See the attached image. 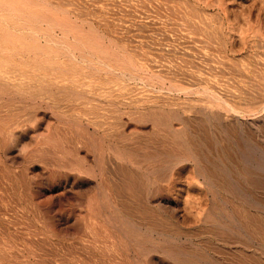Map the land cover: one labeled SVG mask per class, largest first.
I'll return each instance as SVG.
<instances>
[{
  "label": "bare ground",
  "instance_id": "6f19581e",
  "mask_svg": "<svg viewBox=\"0 0 264 264\" xmlns=\"http://www.w3.org/2000/svg\"><path fill=\"white\" fill-rule=\"evenodd\" d=\"M7 1L0 0V4H5L6 2L7 4L16 6L18 9L21 6H26V0ZM41 3L48 5L46 2ZM25 6L21 9L22 11L23 8L25 9L23 13L27 14V11L28 14L31 13L34 17L36 14L38 16L41 15L39 12L33 11V8L31 10L33 12H31ZM21 10L19 11L22 12ZM42 13L48 17V14ZM7 16L10 17V15ZM46 17L42 19L49 22V19H46ZM3 18L5 20V16ZM13 18L14 21L15 16ZM39 18L36 16V19L40 20ZM50 23L53 24V22ZM32 27L34 31L36 26ZM3 30L5 28L0 26V31ZM36 30L34 34L33 31L31 32L34 36H36ZM9 31L7 34H9ZM49 40L44 45L41 43H31L32 47L28 51L33 53L31 55L33 58H30L31 62L28 65L31 68L32 76L29 75L28 70L26 72L29 74L26 72L22 73V71L21 73L13 74L16 71L20 72V69L22 70V64L15 62V57H17L15 54L22 55L23 51L20 53L21 48H17L15 44L13 46V43L0 44V51H2V53L0 52L2 54L0 55V93L2 96H0L5 99L7 98L9 101H14L11 112L14 110L16 112V109L18 110L17 114H10L11 116H8L7 120L4 119L7 117V114L6 116L2 115L1 117L4 116V118L1 121H8L5 124L10 131L21 128L19 131H23V136L31 138L34 141L33 146L36 144L34 147L31 145L33 149L31 147L30 159L25 158L26 164L29 163V160L33 159L34 161L39 160L40 163H48L47 165L50 166V159L53 158L50 154H54V150L51 148L53 151L49 150L50 152H48V149L57 146L55 150H59L60 147L59 143L56 144L57 141L53 136L60 130L64 132L66 130L65 127L68 125L71 128L73 126L79 128L78 125H82L86 127H84L86 130L93 129V133L101 134L102 136H99L102 138L98 136L99 143L97 141L98 144L96 145L100 157L104 156V150L107 149L103 144L104 140L113 139V144L109 145L111 154H109L110 164L106 161L110 168L107 166V171L104 167H101L100 172L95 174L91 172V175L94 177L99 175L96 183L98 190L93 189L94 194V191H96V196L92 193V197L90 195L92 199L90 201L86 199L89 201V203H86L88 204L87 207L85 208V204L83 211L82 209L80 210V207V212L74 214L73 221L68 217L71 214L70 211L69 214L67 213L68 215L63 214V212L62 214L59 213L61 217L59 215L60 219L58 221L63 222L66 232L57 227V222L49 220L50 222L46 224V227L51 236L59 238L65 232V236L76 237L83 244L81 245L83 248L96 252L95 255H101L102 259L101 257L97 258L99 264H264V43H163L164 45L160 43L163 45H161L162 47L167 46L166 48L164 47L166 53H162L165 51L160 52L158 50L161 61H158L160 58L156 52V59L157 57L159 59H155L156 62L154 64L151 62L152 58L151 61H149V58L145 63L143 61V64H139L134 58L135 56H132L130 50L125 46L126 49L118 47L116 52L114 51L115 49H112V46L103 43H66L65 39V41L62 39L64 43L62 41V43H58L60 41H56L57 43H55L53 39ZM20 44L31 46L28 43ZM160 44L158 43L156 49L160 47ZM149 47L153 48L154 46L150 45ZM162 47L159 49L162 50ZM30 52L26 54L29 56ZM145 52L147 53V51ZM21 58L23 59V57ZM21 58L19 59L21 60ZM102 73L112 75L107 76ZM111 82H114L117 86L118 93H115L111 89L112 85V87L109 85V89L105 86ZM131 83L148 86V88L143 86L145 89L138 92L143 95L144 90L145 92L146 89L150 90L149 87H151L152 91L161 93L156 95L157 93L154 92L153 96H151L152 92L150 91L149 95L151 94V97L136 96L137 91L135 94L129 92V90L127 91ZM97 86L99 90H94ZM132 90L134 89L132 88ZM5 99L1 101L4 102ZM7 99L4 103L2 102V108L4 105L7 107ZM25 100L32 101V105H28L32 109L27 114L21 113L24 112V108L27 106V103H24ZM17 101L18 103L20 102L19 105H17ZM2 108L0 109V114H3L4 109L2 111ZM6 109L8 113L9 109ZM40 111H43V115ZM67 111L74 112H69V114ZM45 114L50 115L57 122L49 121L47 123L48 132L37 134L36 130L46 120ZM13 116L15 117L12 118ZM62 124L64 126L65 124L67 125L64 127ZM74 124L78 125L75 126ZM128 125L130 127L131 125L134 126V130L131 133H128L125 129ZM26 126L31 127L33 130L35 129V132L32 133ZM131 128L129 129L131 130ZM77 129L76 131L80 130ZM147 130L151 131H148V133ZM6 132V128L0 127V134L6 135ZM92 132L90 133L93 134ZM10 134L12 135V132ZM1 136L3 141V135ZM6 138H8L7 135ZM77 138L79 139V137ZM89 139L91 140L90 137ZM69 140L71 141V138ZM5 141L4 136V142L2 144L0 142L1 146ZM70 141L68 142L69 144L71 143ZM94 141H90L91 145ZM76 142L78 141L76 140ZM81 142L84 144L83 141ZM9 143L11 144V141ZM53 143L54 145H52ZM73 143L70 146L74 148ZM94 143L96 144V141ZM111 143L109 142V144ZM47 144L52 146L49 145L47 149ZM21 145L24 147L23 143ZM106 145L108 146L107 143ZM135 145L138 147H134ZM93 146L95 149L96 146L94 144ZM81 149L83 150V148ZM98 152L96 153L97 155ZM48 153H50V159L47 158ZM59 153H57L58 156ZM26 154L23 153V156H27ZM134 154L142 155L144 160L135 157ZM61 156L65 155H60V159ZM66 157L68 156L66 155ZM106 157L108 158V155ZM62 160H60V163ZM25 162L22 161L20 164L24 166ZM65 163L66 166L69 164ZM53 164L55 163L52 162L51 165ZM36 165L41 167V164L37 163ZM69 166L70 169L79 168L78 164L76 162L73 163V161L70 162ZM160 167L161 171H163L162 167H165L166 170L159 173L157 168L160 169ZM51 168L49 167L47 170L51 171L52 179L53 176L54 178L59 177L57 183L61 187L55 188L56 190L54 189L58 191L53 192L54 190L52 191V189L56 186H49L50 183L44 187L45 183L38 181L39 179L34 183L36 186L33 185L35 187L32 188L37 189V194L38 190H41L40 192L48 191L51 198L58 196V199L55 198L58 201H62L64 198L59 200V197L69 192L68 185L62 178L68 174L59 172L58 167V171L55 170L56 168L53 170ZM143 168L145 170H140ZM26 169L25 167V174ZM84 171L82 173L85 175ZM50 173L46 174V176H49ZM51 177L50 181H52ZM73 177H75V182L72 186L75 183H79L78 180H83L84 178L80 172L79 175L73 174ZM107 179L108 181L111 179L115 186V191H112V187V189L110 188L114 192L113 194H115V196L112 194L114 196V198L112 197L113 200L109 197L108 189L106 190V187L108 188L109 186V183L105 182ZM32 180L35 179L33 178ZM30 181L28 180L29 183ZM111 181L109 182L111 183ZM54 183L56 184V182ZM29 185L31 186L32 184ZM88 186L84 188H88ZM89 187H92V185ZM80 188L77 189L80 191ZM30 189L29 193L31 191L32 196L34 193V197L36 198V192ZM77 191L76 193L79 194ZM123 191L126 194H123ZM25 194L27 195L28 192ZM71 194L73 195L74 192H71ZM208 194L212 196L211 199L213 201L211 210H207L206 208L208 202L205 204L206 207L203 205ZM124 197L129 202L137 203H134L135 206H139L136 208H141L144 212L142 214L145 216L146 214H150V217L147 216L135 220L128 219V216L126 217L122 212V209L129 208L127 204L129 202L125 203L124 199H122ZM27 198V200L30 199L29 197ZM83 198H86V196ZM83 198H79V200H83ZM45 199L47 198L45 197ZM71 199L73 200V198ZM48 200L51 199H47L46 203ZM72 200H70L71 203H74ZM53 203L55 204V199ZM49 205L51 206V204ZM80 205L81 202L79 201ZM129 205L130 207L133 206L132 203ZM54 208L51 207V209ZM157 208L166 211V216L167 212L172 213L177 224L180 222L179 216L181 217V215H179V212L181 213V211L179 210L181 208H183L184 214L182 215L184 217H188V219L189 217L194 218L208 224L209 228L208 226L204 227L205 229L208 228L207 232L205 231L208 238L205 237L206 241L203 238L205 245L200 248L201 246L197 247L184 242L178 243L176 237L174 238L175 235H178V232L175 231L176 233L173 236L172 232L166 231L168 226L169 228L172 226L169 223L175 221H168L166 229H163V222L165 221L164 224L166 225L165 219L168 220L169 218H166V216H161L159 219L154 218L155 215L159 214V211L156 212ZM58 209L57 211L55 210L57 213ZM139 211H136V213H141ZM132 213L134 212L132 211ZM55 215L53 214L54 219ZM151 215H153V218H151ZM43 216L45 219L44 214ZM136 216L140 215L137 214ZM161 220L164 221L161 222ZM177 224L175 227L178 226ZM181 227L183 229V226L180 225ZM190 231L193 233L192 230ZM38 234L35 237H42L43 239V236H38ZM195 234L196 232H194L193 236ZM65 236L63 238L60 237L64 242H66L64 240ZM32 237L28 238L31 239ZM35 237L32 240H35ZM71 238L67 239L68 242ZM61 240L59 243H61ZM44 241H47V239ZM74 242L77 243L76 240ZM42 245L45 247L44 243ZM26 247L28 248L29 245ZM63 247L68 249L66 244ZM77 247H74V251H76ZM70 248L72 249V247ZM47 249V252L45 249L42 252L50 253ZM29 250L31 249L29 248ZM31 252L35 254L34 250H31ZM64 252L62 251L61 254H66ZM88 252L90 253V251ZM90 255L93 256L92 252ZM37 256L34 255V257ZM75 256L77 257V255ZM65 258L68 260V256ZM88 258L92 260L93 257ZM49 259L51 258L49 257ZM77 259L81 258L78 257ZM82 259L84 260V258ZM42 261L46 262V260ZM78 261L80 262V260ZM93 263L95 264L96 261ZM53 264H55V260Z\"/></svg>",
  "mask_w": 264,
  "mask_h": 264
},
{
  "label": "rangeland",
  "instance_id": "374dc122",
  "mask_svg": "<svg viewBox=\"0 0 264 264\" xmlns=\"http://www.w3.org/2000/svg\"><path fill=\"white\" fill-rule=\"evenodd\" d=\"M35 2H37L38 5L35 4ZM35 2H34V0H26V2H25L26 6L25 5L24 6H25V8L27 7V9L29 8L30 11L33 8V11L39 12L41 14V15H39L40 18L38 16V14H36V16L40 20L42 18L44 19L46 17L42 13V12H45L46 15L48 14V17H46V19H49V22L46 20H43V19L40 22V20L36 19V16L34 17V15L31 13L28 14L27 11H26L27 14L23 13V12H25L24 11L25 9L23 8V11L21 9L24 6L20 5L21 8L18 9L16 6L11 5L9 3L7 4L6 2H5V4L4 3H1L2 5L0 4V21H1L0 26L5 28V30L0 31L1 32L0 44L1 43H3V44L4 43H13V46L16 45L17 48H21L20 53H22V51H23L22 55L18 54V53L15 54L17 56V57H15L16 58L15 62H17V64H22V66H23V67H21L22 70L20 69V72L16 71L13 74L21 73V71L23 73V72H26L28 70L30 74L27 72L26 73L31 75L32 71L30 70L31 68L28 65V63L31 62L30 60L33 58V56H31L33 53L28 51L29 48L32 47L31 43H39V44L41 43L42 45H44L45 43H48L50 41L49 39H53V41H55V43H57L58 41H60L58 43H62V42L64 43L65 40H66L65 41L66 43H103L105 45L108 44V45L112 46V49H115L114 51H116V49L118 47L120 49H122L125 46L126 48H128V50H130V52L132 53L131 55L135 56L134 58L137 60V62H139V64H141L143 61H144L143 63H145V61L149 58H150L149 61H151V58H152V61H151L152 64H154L156 62V60H158L159 58L160 59L158 61H161V56L159 54L162 51H165L162 53H166L165 48L167 46L166 47L164 46L165 48L162 47L166 43H264V0H44V1L43 0L42 1L36 0ZM41 2H46L48 5H46L45 3L42 4ZM39 3L42 4V6H40ZM11 6H12V11H11ZM13 7H15L17 9H15ZM19 10H21L22 12H20ZM33 11H31V12H33ZM20 13H21V15H20ZM7 15H10L11 18ZM30 15H32V16H30ZM3 16H5L6 21L4 20ZM13 16H15L14 21H13V19H14ZM6 17L8 18L9 21L7 20ZM20 17L23 19H21ZM10 19H11V22H10ZM19 20H20V22H19ZM190 20H192V21L190 22ZM50 22H53V24H51ZM32 26H34V27L36 26L35 30L37 28V30H36L37 32L35 33L36 36L33 35L35 30L33 31ZM9 29H10V31H9ZM8 31H9L10 35L7 34ZM32 31H33V34L31 33ZM62 39L63 40L65 39V40L63 41ZM20 43H28L31 46L21 45ZM158 43L159 44L164 43L163 45L160 44V47H159L160 49L162 47L164 50L163 49L160 50L159 48L156 49V47L158 46ZM149 44L152 45V47L153 46L154 47L153 48L149 47L150 46ZM19 45H20V47H19ZM148 50H149V52H148ZM150 50L152 52L151 54H150ZM145 51H147V53ZM0 52L2 53V51H0ZM27 52L28 53L30 52V54H29L30 57L28 56V54H26ZM155 53L158 55L159 58L157 57V59H156L157 55H155ZM0 55H2V54H0ZM152 56H154L155 58ZM21 57H23V59H25V60H23ZM19 58H21V60ZM26 59H27V61H26ZM102 74L107 75V76L112 75V74L108 75L105 73H102ZM102 81H104V80H102ZM111 83H108L105 86L109 89L110 86L112 85L113 87L111 86L112 87L111 89H113L115 93H118L119 90L116 89L117 86L115 85V83L114 82H111ZM130 85H132V86H130ZM130 85L128 87H130L131 89L129 88V89H127V91L129 90V92H132L134 94L137 91L135 94L136 96H139V95L140 96H150L151 94H152L151 96H153L154 92L157 93L154 90L152 91L151 87H149L150 90L148 91V89H146V92L144 90V95H143V94L138 93V92H140L141 90H143L145 88H148V86L146 87L143 84L141 85V84H135V83H131ZM143 86H145V88H143ZM132 88L134 90H132ZM97 89H98V86L94 90H97ZM149 92L151 93L150 95H149ZM137 93H138V95H137ZM160 93L158 92L156 95H159ZM0 95L2 96L1 93H0ZM156 95L154 94V96H156ZM1 96H0V99L2 98ZM2 99H5V98L3 97ZM6 99L4 100V102L6 101ZM1 100H0V109L2 108L1 105H3V103H4ZM8 101L9 100L7 99V102H6L7 107H5V105H4V107L2 108V111L4 109V111L2 112L3 114H0V117L2 115L6 116V114H7V117L4 118V116H3L0 118V122H1L0 127H3L4 129L6 128V130H7L6 135L8 138L10 137L8 139V138H6L5 134H0L1 144L4 142V136L6 139V141H5L6 144L5 143L3 144L4 147H3V145L1 146V144H0V148H1L0 149V157L2 156L1 157L2 160L0 158V178H1L0 179V264H19L20 262H21L20 264H40V263L41 264H53L54 260H55V264H64V263H66V264H78V263L82 264L83 263L84 264L86 262H88L86 264H92L95 261H96L95 264H97V263L99 264V262H97V260L99 259V257H101V255H95L96 252H93L91 250H87L86 248H83L81 246L83 244L80 242V240H77L76 237L71 238L70 235H69L70 237L68 235L65 236L66 227L63 224V222H61V221L59 222L58 220L60 219V217H61L60 214H62V212H63V214L65 213V215H68L71 212V214L68 215V217L70 220L73 221L74 214L80 212L79 208L81 207L80 210L82 209V211H83L87 207L88 204H86V203H89L90 199H92L91 194L93 193V189L98 190V187H97L98 185L96 186V183H97V178L99 175H97V177H94L91 175V172H93V174L98 173V172H100L101 167H104L105 170L108 171V167L110 168V166H108V164H110L109 159H110V155H111L109 145L113 144V139H109V140L106 139V141L104 140L103 144H104L105 148H107V149L104 150L105 151L104 152L105 154H103L104 156L100 157L96 145L99 143L97 138L99 135L102 136L101 134L96 133V132L93 133L92 132L93 129L92 130H86V129H84L85 126L83 127L82 125L80 126L78 124L77 125L79 126V128L74 127V126L71 128V127H69V125L66 126L67 124H65V126H66L65 127L63 125L64 123L62 122L63 123L62 125L69 132L68 131L66 132V130L64 132H63V130L62 131L60 130L59 132H57L58 135L60 136L59 137L56 133V135L58 136L59 139L54 134L53 137H55V139L57 141L56 144L59 143V146H60L59 150H55V149H57V146H53L55 148L50 147L48 149L50 144L46 145L48 152H50V151L52 152L54 150L53 151L54 154L48 153V155H47V158H49V159H50V155H51V157H53L50 159L51 160V162L49 163L50 166L47 165L48 163L47 164L43 163V162L40 163L39 160L34 161L33 159L29 160V163L26 164L25 158L30 159V157H29V154L31 153L30 151H32L33 147L36 146V144L33 146L34 141L31 138L23 136V131H21V130L19 131V129H21V128H19L18 130L15 129L16 131L15 130L10 131L9 129H7L5 123H7L8 121L7 122H4V121L7 120L8 116L10 117L13 113L17 114V111H18L16 109V112H15V110L11 112V110H12L11 108L14 104V101L12 100L13 101L12 105H11L12 101L11 100H10L11 102L10 101L8 102ZM17 103H18V101H17ZM19 103L17 105H19ZM24 103H27V106L24 108L25 113L21 112V111L20 112L23 114H27V113H29V110L32 109V108H29V106L32 105V101L31 100H25ZM15 104H16V102H15ZM6 108L9 109L10 113H9V111L7 113ZM69 112L71 113L72 111H67V113H69ZM0 113H1V111H0ZM40 113L43 115V111H40ZM45 116H46L45 122L42 123L41 124L42 126H39L38 129L36 130L37 134H40L42 132H43L42 134H45L46 132H48L47 131V123L49 121L54 122V123L57 122L56 119H54L50 115L45 114ZM14 117L15 116H13L12 118H14ZM3 118L5 120H3V122H2L1 120ZM47 118H49V119L47 120ZM2 123H4V124H2ZM4 125H5V127H4ZM28 125H31V124H28ZM77 125H75V126H77ZM128 126H126L125 129H126V131H128V133H131L134 130L133 129L134 126L131 125V127L133 126L132 128L130 127V125H128ZM82 127H83V129H82ZM27 128L32 133L35 132V129L33 130L31 127H27ZM129 128H131V130ZM76 129L77 130L80 129V130L76 131ZM148 129H150V127H148ZM9 131L12 132V135L10 134ZM148 131L149 130H147V132ZM80 132H82V133H80ZM90 132H92L93 134H91ZM60 133H62L63 135ZM70 133H71V135H70ZM72 133H74L75 135ZM84 134H85V136H84ZM1 135H3V141H2ZM86 135H88V136H86ZM63 136H65V137H63ZM17 137H18V139H17ZM67 137H69V138H67ZM77 137H79V139ZM89 137L91 138V140L89 139ZM146 137H148V136H146ZM64 138L68 141L66 142V140ZM70 138H71V141L69 140ZM73 138H75V139L77 138L76 139L78 141V142H76L77 144L75 143L76 140L74 139L75 140L74 141ZM86 138H88V139H86ZM92 138H93V140H92ZM100 138H102V137H100ZM62 139L65 142V146H64V142ZM94 139L96 141V144L94 143L95 142ZM7 140L9 142L11 141V144ZM89 140L94 141V142H92V145H91V142ZM30 141L31 142L33 141V142L31 143ZM69 141L71 142L70 143L71 145H72V142H74L73 143L74 148H73V146L72 147L70 146V144L68 143ZM81 141H83L84 144H82ZM85 141H86V143H85ZM97 141H98V143H97ZM27 142H29L30 144ZM105 142L108 144V146L106 145ZM109 142H112V143L109 144ZM22 143H23L24 147H22V145H21ZM88 143H89V145H88ZM114 143H115V141H114ZM131 143H133V142H131ZM24 144H26V145H24ZM93 144L96 146L95 149H94ZM6 145L9 148L5 147ZM52 145H54V143ZM52 145H50V146H52ZM66 145L68 148L66 147ZM26 147H28V148L26 149ZM31 147H32V149H31ZM134 147H138V146L135 145ZM51 148L53 150H51ZM81 148H83V150ZM29 149H31V150H29ZM88 149H90V150H88ZM24 150H25V152H23ZM26 150H28V151H26ZM73 150H74V152H73ZM7 151H9V152H7ZM18 151H19V153H17ZM57 151H59L61 153H59ZM97 152H98V155L96 154ZM23 153H25V154L27 153L26 154L27 156H25V155L23 156ZM57 153H59V156ZM81 153H82V155H81ZM18 155H19V157H18ZM60 155H65V156H61V159H60ZM66 155L68 157H66ZM107 155H108V158L106 157ZM134 155H135V157H138V158L144 160V157L142 155H138V154H134ZM140 156H142V157H140ZM63 157H65L64 158L65 161H64ZM81 158H82V160H81ZM96 158H98V159H96ZM106 158H107V160H106ZM60 160H62L61 163H60ZM100 160H102V161H100ZM22 161L25 162L24 166L22 164H20V162L22 163ZM72 161H73V163L76 162L78 164L79 168H76V169L71 168L70 169L69 164ZM106 161H108V164L106 163ZM52 162H54L55 164L51 165ZM65 162L69 163V164H67V166L69 168L66 166ZM100 162L101 163L103 162L104 165H103V163L101 164ZM37 163L39 165L41 164V167L42 166L43 167L41 168L40 166L36 165ZM163 163H165V162H163ZM28 164H29V166H27ZM45 164H46V167L44 168ZM62 164H63V166H62ZM55 165L58 167L59 172L66 173V175L68 174L67 176H64L62 178V180L65 181V183H67V185H68L67 188H68L69 194L65 193L64 195H61L59 197L60 198L59 200H61V198L62 199L64 198L62 201L57 200L58 196H53L55 199V204H54L53 203L54 199H53V197L51 198L48 191L47 192H45V191L40 192L41 190L40 191L38 190V194H37V191H36L37 189L36 188L34 189L32 187L36 186V184H34V183L36 182L37 179H39L38 181L45 183L44 187L48 186L49 183H50L49 186H52V187L56 186L52 189V191L55 188L57 189L58 187H61L57 183V181L59 180V177L57 176L54 178V176H53V179H55L53 181V179L51 177V173H50L51 171L49 172V170H47V169H49V167L51 168L52 166H54L51 168V170L56 168L55 170L58 171L57 167ZM25 167L27 168L26 169L27 175L24 172ZM59 168H61L62 170ZM64 168H66V169H64ZM164 168L162 167L163 171L166 170V168L165 169ZM84 169H86V170L84 171ZM46 170H47V172H46ZM140 170L143 171L145 169L143 168ZM73 171H76V172H73ZM78 171L80 172V174L83 177L86 174H88V175H86V177H84L83 180H78L79 183H75V185H74L75 187H74V186H72L73 183L75 182V180H74L75 177H73V174L79 175ZM83 171H84V173H86L85 175L82 173ZM87 171H89V172H87ZM157 171L159 173L163 172V171H161V167H160V169L157 168ZM72 172H73V174H72ZM48 173H50L49 176L48 175L46 176V174H48ZM107 175H108V173H107ZM48 177H49V179H48ZM50 177H51L53 182L50 181ZM33 178L35 180H32ZM30 179H31V181H30ZM28 180L30 181V183L28 182ZM44 180H46V181H44ZM109 181H111V179H109ZM109 181H108V179L105 180V182L109 183V184L107 183L109 185L108 188L106 187L107 186L106 183H105V185H106L105 187H106V190L108 189L107 191H108L109 197L111 198V200H113L115 194H113L114 192H112V191L115 189L114 188L115 186L112 183L113 181H111V183ZM54 182H56V184ZM92 182H94V183H92ZM51 183H52V185H51ZM29 184H32V185L30 186ZM88 184H89V186L92 185V187H89ZM33 185H35V186H33ZM85 186H88V188H84ZM30 188H32V189H30ZM77 188H80L81 192ZM110 188L112 189V191L110 190ZM29 189L32 191L34 190V192H36V194H37V195L35 194L36 198L34 197L33 192H32L33 196L31 194V191L29 193ZM55 190L53 192L58 191V190L57 191H55ZM76 191L79 192V194H77ZM27 192H28V194L26 195L25 193H27ZM71 192L72 193L74 192V194L72 195ZM85 192H86V194H85ZM94 192H95V194L94 193L93 194H94V196H96V191H94ZM39 194H41V195L38 197ZM48 194H49V196H48ZM123 194H126V192L123 191ZM66 195H68V196L70 195V197H68ZM90 195H91V197H90ZM31 196H32V198H31ZM85 196H86V198H83ZM27 197H29L30 199L27 200L28 199ZM45 197L47 199L50 198L52 201L48 200V202L46 203L47 199H45ZM74 197L76 199V202H75ZM211 197L212 196H210L208 194V196H207V198H205V202L203 204L205 206V204L208 202V204L206 205L207 207L205 206L207 208V210H211L212 206H213V201H212ZM71 198H73V200ZM79 198H83V200L82 199L79 200ZM3 199L5 202L3 201ZM69 199L72 200V202L74 201V203H71V201ZM84 199H85V202H84ZM86 199H89V201ZM122 199H124L125 203L129 202L128 199H126V197H124ZM78 200L81 202L82 206L81 205L79 206ZM63 201H65V202L63 203ZM42 202H44V203H42ZM49 202H51V203H49ZM66 202L67 203L69 202V204H67ZM48 203L51 204V206ZM75 203L78 205L75 206L76 205ZM130 203H132L133 206L130 207V205H129ZM134 203L135 202H129V203H127L129 208L126 207L128 209H125V208L122 209V212L124 213V215L126 217L128 216L127 217L128 219L135 220V219L143 218V217H147V216L150 217V214L145 213L146 216L143 215L144 212L142 211V209L136 208L139 206L138 205L135 206V204H137V203H135V204ZM44 204H47V205H44ZM62 204L66 207H64ZM70 204L71 205L74 204V205L71 206ZM85 204H86V206H85ZM180 204H182V202H180ZM69 205H70V207H69ZM57 206H58V208L59 207L60 208L58 209ZM83 206H85V208H83ZM51 207H55L56 209L55 208L51 209ZM75 207H76V209H75ZM69 208H71V209H69ZM72 208H74V209H72ZM57 209H58V213L56 212ZM157 209L158 210L156 212L159 211V214L157 213L158 215H155L154 218L159 219L161 216H166V211L161 210V209L159 210V208H157ZM53 210L54 211L56 210L55 211V213H57L56 215H55ZM138 210H140L141 213H136V211L138 212ZM132 211L136 214L132 213ZM179 211H181V213L179 212V215H181V217L179 216V219H180L179 224H177V222L175 221L173 214L172 213L170 214V212H167L166 218H169V219L167 220L164 218L166 220V225L164 224L165 221L161 220V222L164 221L163 222L164 225L162 224V226H164L163 229H166V227L168 225V221L169 222L175 221V222H170L171 224L169 223L170 226L172 225L170 228L172 229V227H173V229L171 230L168 226L167 229L168 228L169 229L168 230L166 229V231H168L169 233L172 232L171 234L173 236L176 232H178V235L174 236V238L176 237L178 243L184 242L186 244H192V245L197 246V247L201 246L200 248H202L205 245V242L203 243V238L205 241H206V238H208V235L206 234L207 229L209 228L208 224H205L204 221L195 220L194 218L189 217V219H188V217L187 218L184 217L182 215V214H184L183 208H181ZM41 213H43L45 215V219L43 218L44 216ZM53 214L55 215L54 216L55 219L53 218ZM137 214L140 216H136ZM59 215H60V217H59ZM152 216L153 215H151V218H153ZM46 217H48V218H46ZM131 218H134V219H131ZM183 218L184 219L186 218V219L184 220ZM182 219H183V221H182ZM49 220L57 222L58 223L57 227H59L62 231H65V232H63L64 234L59 236V238L56 236H51V233L48 231L46 224L48 222H50ZM200 222H201V224H200ZM176 224L178 226L175 227ZM180 225L183 226V229H182V227L180 228ZM207 226H208V228L205 229L204 227H207ZM62 227L64 230L62 229ZM177 228H179V229H177ZM185 229L187 232L185 231ZM189 229L192 230L193 233H191V231ZM179 230H181V232H179ZM200 231H202L203 233ZM37 232L40 234H38ZM194 232H196L195 236H193ZM204 232L206 235L204 234ZM32 234H34V235H32ZM37 234H38V236H43V239H42V237L36 238L35 236ZM26 235L28 237H32V236L33 237L30 239ZM64 236H65L64 240H66V242H64L62 239ZM179 236H181V237H179ZM187 236H188V238H187ZM34 237H35V240H32ZM60 237H62V238H60ZM192 237H193V239H192ZM23 238H25V239H23ZM69 238L72 239V240L70 239L72 244L70 241H69L70 243L68 242ZM46 239H47V241H44ZM60 240H61V243H59ZM75 240L77 241V243L74 242ZM182 240H184V241H182ZM192 240H194L195 242ZM24 241H26V242H24ZM34 241H35L36 245L34 244ZM19 243H21V244H19ZM43 243H44L45 247L47 246L46 248L42 245ZM79 243H81V244H79ZM193 243H195V244H193ZM64 244H66V247L68 249L63 247ZM27 245H29L28 248L26 247ZM75 245H77L78 247ZM31 246H32V248H31ZM36 246H37V248H36ZM61 246L63 247L64 250L62 249ZM69 246L72 247V249ZM80 246L82 247L81 250H80ZM74 247H77L76 251H74L75 250ZM29 248L32 251L34 250L35 254H33L31 252V250H29ZM41 248L45 249V251L48 248L47 250L50 251L51 254L50 253H43L44 250L43 249L41 250ZM37 249H39V250H37ZM70 249L73 251H71ZM59 250H61V251H59ZM62 251L63 252L66 251V252H64L66 254L68 253L67 255L64 254L65 257L68 256V260H67V258L64 257L63 254H61ZM88 251H90V253L92 252L93 256L90 255V253ZM71 253L72 254L74 253V254L72 255ZM82 253H84V254H82ZM34 255L35 256L39 255V256L34 257ZM40 255H42V256H40ZM48 255L51 259H49ZM75 255H77V257ZM83 255H84V257H83ZM40 257H42L43 259ZM78 257L81 259H77ZM88 257H93V258L91 260V258H88ZM69 258H70V261H69ZM82 258H84V260ZM37 259H38V261H37ZM41 259L44 261L46 260V262L44 263ZM101 259H102V257H101ZM49 260H51L50 262H52V263H50ZM78 260H80V262ZM81 261H82V263H81Z\"/></svg>",
  "mask_w": 264,
  "mask_h": 264
}]
</instances>
